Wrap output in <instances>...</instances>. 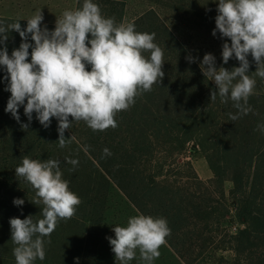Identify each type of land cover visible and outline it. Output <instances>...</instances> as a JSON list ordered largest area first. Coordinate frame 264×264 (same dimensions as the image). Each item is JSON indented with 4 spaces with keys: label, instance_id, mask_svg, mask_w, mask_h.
<instances>
[{
    "label": "trees",
    "instance_id": "1",
    "mask_svg": "<svg viewBox=\"0 0 264 264\" xmlns=\"http://www.w3.org/2000/svg\"><path fill=\"white\" fill-rule=\"evenodd\" d=\"M93 2L106 18L124 22V1ZM82 3L78 0L76 8ZM16 21H20L22 30L26 28L25 19L0 16L5 25ZM160 22L158 16L144 14L131 23L138 32L155 33L154 43L164 53L163 80L154 84L152 91L137 97L128 110L116 115L115 129L93 131L83 121L74 123L64 134L66 140L73 139L63 149L57 143L55 118L44 128L35 113L29 124L23 107L18 113L20 122L5 112L11 94L5 91L7 73L0 67V264H16L9 220L43 218V206L32 203L34 190L16 178L15 168L24 156L60 161L63 179L82 201L78 214L91 221L96 214L104 215L111 186L118 188L141 214L166 218L171 229L166 242L186 264H193L196 257L193 241L208 240L198 239L203 236L197 234L198 228L191 229V225H197L192 220H203L208 228L216 218L219 229L221 220L232 213L242 226L235 233L226 234L222 248L232 253L235 264H264V133L256 130L258 124L264 123V95L253 93L249 98L252 117L247 114L243 119L231 120L229 113L238 115V111L229 102L221 103L218 96L211 101L215 84L204 77L196 62H189L191 56L185 47L162 22L160 27ZM44 27L53 31L55 24L42 22L41 28ZM21 42L19 34L11 31L0 49L6 46L11 56ZM28 42L33 43L30 35ZM22 124H29L28 129H22ZM188 144H193L192 150H200L212 170L213 177L206 180H201L195 171L193 174L198 183L217 189L219 207L205 203V197L190 193L170 179L172 168L181 164L178 155ZM105 148L111 156L103 157ZM66 159L78 160V166L73 169ZM183 164L193 169L190 161ZM226 180L233 184L230 203L225 202ZM207 192L211 199L214 193ZM16 198L23 199L24 204L15 206Z\"/></svg>",
    "mask_w": 264,
    "mask_h": 264
},
{
    "label": "clouds",
    "instance_id": "2",
    "mask_svg": "<svg viewBox=\"0 0 264 264\" xmlns=\"http://www.w3.org/2000/svg\"><path fill=\"white\" fill-rule=\"evenodd\" d=\"M216 11L212 35L218 32L221 39L230 40V44L222 45L223 64L235 58L239 67L217 69L215 57L205 54L200 69L215 84L211 101L218 96L221 103L230 100L238 109V115L229 113L234 121L252 111L248 101L256 85L253 77L264 80V0H218ZM43 20L38 9L23 30L20 21L6 25L0 22V45H5L11 31L17 32L22 41L11 56L6 46L0 49V67L7 73L5 91L11 94L5 112L20 122L18 113L23 107L29 124L35 113L44 128L55 118L61 149L73 139L66 140L64 134L74 123L83 121L93 131L115 129L116 115L163 80L164 53L154 43L155 33L138 32L131 22L106 18L93 0H83L80 7L64 10L56 18L53 31L41 28ZM29 35L33 43L28 42ZM249 55L256 65L251 74ZM188 60L196 62L192 57ZM29 124H22V129L27 130ZM256 130L264 133V123ZM111 155L109 149L103 150V157ZM66 163L75 169L79 161L66 159ZM15 174L34 190L32 203L43 206V218L37 221L32 216L9 220L16 264H34L37 259H45V243L51 242L59 222L76 215L82 201L70 191L58 160L24 156ZM13 204L22 206L24 200L16 198ZM112 231L115 238L107 239L119 264H129L137 251L144 264H153L171 235L166 218L143 214L130 217L126 227L116 226Z\"/></svg>",
    "mask_w": 264,
    "mask_h": 264
},
{
    "label": "rangeland",
    "instance_id": "3",
    "mask_svg": "<svg viewBox=\"0 0 264 264\" xmlns=\"http://www.w3.org/2000/svg\"><path fill=\"white\" fill-rule=\"evenodd\" d=\"M121 1L125 2L124 23L132 22L144 14H149L151 17L158 16L162 24L176 36L199 67L205 54H212L215 57L217 69L225 67L231 70L234 67H239V62L235 58L230 59L227 64H223L222 45L225 42L230 44V40L221 39L218 32L215 37L212 35L215 29V17L218 14L216 11L218 0ZM77 2L78 0H0V16L27 20L31 18L36 10L41 9L44 17L43 22L55 24L56 18H59L64 10L76 9ZM161 32H163V29ZM248 60L250 62L249 74H251L256 71V65L250 55ZM253 78L256 80L253 93L264 95V80L255 76ZM212 83L214 84V82ZM251 101H248L250 107L253 105ZM229 103L238 111L233 106L232 101L229 100ZM248 114L251 117L253 116L252 112ZM239 118L243 119L244 117L240 115ZM192 147L193 144H188L186 149L178 155L177 158L181 164L172 168L170 179L180 183L181 187L187 188L190 193L205 197V203L208 202L215 207H219L218 202L221 199L218 198L217 189L208 184H200L194 178L193 171L197 173L201 180L208 179L204 177L202 166L211 175L210 177H213V173L200 150L194 151ZM185 161H190L193 169L183 164ZM232 187V182L226 180L224 183L226 203L231 201L229 191ZM207 191L214 193L211 199L207 198ZM105 207L104 215L96 214L95 218H91L93 221L79 215L77 210L72 219L59 222L50 236L51 242L45 243V259L43 261L37 259L36 261L43 264H119V261L115 260V255L107 238H115L112 231L113 227H126L130 217L141 213L114 186L108 189ZM219 212L220 210H217V214ZM217 214H215V217ZM215 220L217 219L214 218L213 223H211L212 221L209 222L210 226L208 228L203 220H192L197 225H191V229L198 228L197 234L201 233L203 236L197 238L201 240L208 239L204 242L200 240L193 241L195 248L197 247L193 264L236 263L232 253L222 247L225 245L226 234L235 233L242 225L236 221L232 213L221 220L222 225L219 229ZM90 230L91 235H89ZM211 236L213 237L212 240ZM45 239L47 241L49 238ZM86 241L89 245H86ZM159 251L160 256L153 261V264H186L167 242ZM129 264H144L138 251L136 258L130 261Z\"/></svg>",
    "mask_w": 264,
    "mask_h": 264
},
{
    "label": "crops",
    "instance_id": "4",
    "mask_svg": "<svg viewBox=\"0 0 264 264\" xmlns=\"http://www.w3.org/2000/svg\"><path fill=\"white\" fill-rule=\"evenodd\" d=\"M202 168H203V171H204V172H203L204 177H205V178H208V179L211 178V177H210L211 175L208 173V171L205 170L203 166H202Z\"/></svg>",
    "mask_w": 264,
    "mask_h": 264
}]
</instances>
